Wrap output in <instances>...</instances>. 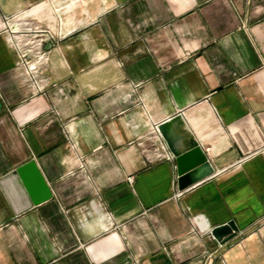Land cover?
Instances as JSON below:
<instances>
[{"label": "crops", "instance_id": "1", "mask_svg": "<svg viewBox=\"0 0 264 264\" xmlns=\"http://www.w3.org/2000/svg\"><path fill=\"white\" fill-rule=\"evenodd\" d=\"M4 14L53 34L44 91ZM263 66L264 0H0V264H264ZM174 117L213 167L183 191L143 152ZM30 159L52 196L19 212Z\"/></svg>", "mask_w": 264, "mask_h": 264}, {"label": "water", "instance_id": "2", "mask_svg": "<svg viewBox=\"0 0 264 264\" xmlns=\"http://www.w3.org/2000/svg\"><path fill=\"white\" fill-rule=\"evenodd\" d=\"M48 41L46 47L52 46ZM1 107V102H0ZM177 117L171 118L158 124V130L163 137L169 152L173 155V161L176 173V188L183 191L185 188L198 183L204 177L213 174V167L210 165L205 151L197 144L193 146H181L178 144V138L170 131V124L177 122ZM12 177L19 185L25 195L24 209L37 206L38 204L50 200L52 193L49 185L33 159H30L22 165L11 169L4 178ZM237 225L233 220L216 225L210 230V234L217 240L224 241L237 232Z\"/></svg>", "mask_w": 264, "mask_h": 264}, {"label": "built area", "instance_id": "3", "mask_svg": "<svg viewBox=\"0 0 264 264\" xmlns=\"http://www.w3.org/2000/svg\"><path fill=\"white\" fill-rule=\"evenodd\" d=\"M17 17L16 15H2L3 23L6 26H10L12 20L15 24L14 31L12 32V44L18 54L17 64L25 70L28 81L31 83L32 87L38 91H44L45 87L49 85V82L42 76V66L48 60V53L43 49V46L48 40L54 39L53 34L50 30L39 27L36 24H27L26 21H22ZM153 131H155L154 128L152 132ZM143 152L147 155L148 153L155 154L157 158H173L170 152L164 156V153L161 152L153 142L145 147ZM131 179L132 177H128V181H131Z\"/></svg>", "mask_w": 264, "mask_h": 264}]
</instances>
